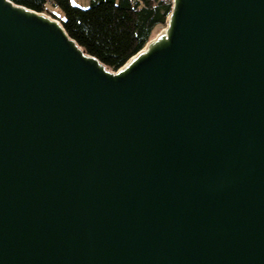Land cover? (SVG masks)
<instances>
[{"label": "water", "instance_id": "water-1", "mask_svg": "<svg viewBox=\"0 0 264 264\" xmlns=\"http://www.w3.org/2000/svg\"><path fill=\"white\" fill-rule=\"evenodd\" d=\"M0 264H264V0H172L117 70L0 0Z\"/></svg>", "mask_w": 264, "mask_h": 264}, {"label": "trees", "instance_id": "trees-1", "mask_svg": "<svg viewBox=\"0 0 264 264\" xmlns=\"http://www.w3.org/2000/svg\"><path fill=\"white\" fill-rule=\"evenodd\" d=\"M11 1L53 18L49 6L59 7L67 34L112 70L139 52L155 28L166 25L172 9V0H90L85 8L70 0Z\"/></svg>", "mask_w": 264, "mask_h": 264}, {"label": "rangeland", "instance_id": "rangeland-1", "mask_svg": "<svg viewBox=\"0 0 264 264\" xmlns=\"http://www.w3.org/2000/svg\"><path fill=\"white\" fill-rule=\"evenodd\" d=\"M70 1L73 5L84 7V8L87 7L90 3V0H70ZM49 11L53 12L56 15L57 17L56 19H58L60 16H63L61 9L57 6H49ZM165 26L155 28L151 39L155 38L158 34H160L164 30Z\"/></svg>", "mask_w": 264, "mask_h": 264}]
</instances>
